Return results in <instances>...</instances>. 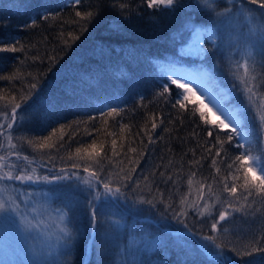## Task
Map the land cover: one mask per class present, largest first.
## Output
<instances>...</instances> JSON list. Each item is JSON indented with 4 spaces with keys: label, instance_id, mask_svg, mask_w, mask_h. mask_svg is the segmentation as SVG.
<instances>
[{
    "label": "trees",
    "instance_id": "trees-1",
    "mask_svg": "<svg viewBox=\"0 0 264 264\" xmlns=\"http://www.w3.org/2000/svg\"><path fill=\"white\" fill-rule=\"evenodd\" d=\"M232 3L233 0H221L218 10ZM197 4L202 0H177L174 8L164 11L148 9L145 0H80L79 5L74 0H0V47L23 49L0 52V76H14L11 80L0 79V124L11 122V109L19 104L10 134L17 145L15 151L29 157V162H23L11 156L8 163L23 164L34 178L48 177L50 182L19 187L33 196L40 194L35 201L46 202L54 211L64 213L65 223L70 221L68 227L76 237L69 255H60L65 249L55 245L38 260L7 264H220L222 259L229 264H264V252L245 256L229 251L235 247L243 252L254 237L264 235V204L259 199L256 206L262 208L261 212L233 213L222 222L227 232L210 230L219 204L211 210L212 215L203 218L188 209L187 217H180L183 223L172 214L180 206L181 196L187 194L189 201L193 200L201 184L211 185L221 199L227 197L221 178L230 171L227 164L243 151L235 147V141L225 143L221 157H216L217 167L221 168L217 173L211 161L220 146L211 154L206 151L215 141L207 136L199 114L192 115L196 103L189 102L187 111L173 108L176 92L182 91L175 85L170 88L171 96H157L166 79H162L161 71L168 61L179 63L177 58L186 56L182 52L186 45L181 44L182 38L189 39L186 22L208 19ZM77 10L93 12V16L80 19L75 16ZM45 15L51 18L45 20ZM243 23L235 21L230 26L225 22L215 41L220 45L219 52L211 44L205 45L206 66L217 74L206 77L220 98L228 97L225 104L243 111L251 153L264 161V129L258 127L251 111H245L247 101L236 78L237 54H230L249 48L258 65L264 40L258 31L249 33L248 28H243L244 35L240 36L238 25ZM180 64L201 67L198 57H183ZM32 84L36 87L32 88ZM111 107L122 111L108 116L106 112ZM153 115L159 125L155 131H151ZM161 118L163 124H159ZM121 125L125 126L123 131ZM53 129L56 135L48 141L52 146L41 148L43 137ZM213 131L221 138L229 132L218 128ZM146 133L153 137L152 143ZM113 140L117 142L115 156ZM93 141L99 155L93 152L89 157L83 149ZM6 142L5 136H0V156L12 151L8 144L5 147ZM77 148L82 150L79 156ZM222 159L224 162L219 163ZM130 161H138L133 178L139 188L134 183L126 187L123 181L117 183V173L133 166ZM85 167L88 172L83 170ZM62 168L63 175H70V179H56ZM93 171L102 181H111L113 188L121 186L119 197L106 194L102 184L95 182L89 189L84 179ZM161 171L165 172L164 178ZM152 172L156 173L154 178ZM192 172L196 175L189 185ZM140 173L148 175V181L142 180ZM168 175L178 181L175 189L171 181L161 182ZM239 176H243V169ZM248 176L252 179L249 173ZM228 182H232L230 176ZM7 183L0 182V186ZM236 183L241 184L242 179ZM157 187L173 209L159 203ZM154 197V207L138 203L142 198ZM92 208L96 209L94 222ZM207 235L215 236L217 243L225 246L223 251L205 241L203 237Z\"/></svg>",
    "mask_w": 264,
    "mask_h": 264
},
{
    "label": "snow or ice",
    "instance_id": "snow-or-ice-1",
    "mask_svg": "<svg viewBox=\"0 0 264 264\" xmlns=\"http://www.w3.org/2000/svg\"><path fill=\"white\" fill-rule=\"evenodd\" d=\"M148 9L154 10H164L167 11L176 6L177 0H145ZM76 5H79L80 0H74ZM221 0H202V4H197V7L202 8L204 14L208 17L205 21H194L189 20L185 24L186 34L189 39H181V44L186 45V47H195L200 50V54L197 56L201 62L200 70L194 75L195 79L189 81L186 78H181L177 73V68H169L164 67L162 72V79L164 82L161 87V91L157 93L158 97L171 96L172 93L170 88L172 85H175L176 89H180L182 91L176 92V100L172 104L173 108L177 106L180 109L185 111L188 110L189 102L199 101L195 107L191 109V113L195 116L197 113L199 114L200 120L206 126V132L208 137L214 138V144L206 149V151L211 154L212 149L216 148L219 145V148H216L215 156L212 158L211 164L216 169L217 173H220L221 168L217 167L218 160L216 157H221V151L223 150V145L225 143L232 144L235 141V147L238 149H242L243 151L237 154L231 163L227 164V168L230 170L227 175L221 178L223 183L222 191L227 193L228 196L224 199H221V196L216 194L211 185H200V190L198 191L196 197L189 201L188 195H182L179 201V207L173 209V204L166 203L164 199V193L156 188V191L159 193L160 199L159 203L165 204V207L168 209H173V217L178 220V222L183 223V220H180V217H187L188 209L195 211L197 215L203 218L205 215H212V209L216 208V205L219 204L221 207L218 210V215L213 219L211 223V232L219 233V232H227V227H222V222L229 220L233 213H242L243 215H248L249 213H258L262 211L261 207L256 206V201L259 199L262 204H264V161L260 157L253 156L251 153V144L249 142V137L246 132L247 117L243 114V111L240 109H236L234 106L225 104L223 100L218 99L220 93L214 92L213 90L204 86V81L201 79L202 76L211 75L215 77L217 74L214 70H210L206 66V61L208 58V49L205 47L206 44H211L218 52L220 51V45L216 44L215 41L219 39V33L221 31V27L227 22L230 26L235 21H244L243 24L238 25L241 28L240 36H243L244 33L242 31L243 28H248L249 33L258 31L261 37V40H264V0H233L231 6L224 4L223 10L220 9ZM255 6V7H253ZM124 7V5H121ZM259 14L258 17L256 14ZM75 16L80 19H91L93 16V12L82 13L77 10L75 12ZM214 17H218L219 20ZM48 15L44 16L45 20L50 19ZM35 23H33V27ZM78 38V37H75ZM261 51V61L257 65L254 54L251 50H249L243 61H236L237 66V80L242 88L243 94L245 96V100L247 101V108L245 111H251L254 116L253 118L258 122V127L260 129H264V43L260 45ZM17 51H23L22 48H17L15 46L11 47H0V52H12L15 53ZM183 57L180 56L177 58L179 63L182 62ZM178 63V64H179ZM257 68L260 69L257 72ZM242 70V74H240ZM171 73V74H169ZM14 76H0V79H13ZM196 80L201 81V85L196 84ZM170 81V84H169ZM219 86L217 81V87ZM237 85L234 84L233 87ZM32 88H35L36 85L32 84ZM225 97L224 99H227ZM15 99V97H13ZM20 107L19 104H16L11 109V116L9 123L0 124V136H5L8 144V148L12 151H9L6 156H0V182H8L3 187H0V216L5 214H12L14 217H18L22 223H24L25 227L29 231H38L41 229L42 221L37 220L36 215H32L31 219H28V208H34L31 203L33 199V193L23 190L19 187V185H26L29 183L35 184L39 182V178L34 179L33 175L28 174L26 168L23 164H17L15 162L8 163L9 158L15 154L16 161L29 162V157L27 155H21L19 151H15L17 149V145L13 143V137L10 134L13 128L14 123L17 119V109ZM203 109H207V112L203 111ZM120 111L116 107H111L110 110L106 112V115L113 116L119 115ZM208 113H211L212 116L219 122L218 124H213V122L209 119ZM5 119L8 120L9 117L5 115ZM94 119V117H93ZM156 116L153 115L151 117V131H155V129L159 126L156 122ZM159 124H163V119L159 120ZM211 125L210 127H208ZM124 125H121V131L124 130ZM228 129V135L224 138H221L219 133L217 132L214 136L213 129ZM61 131H63V126H61ZM164 131H168V129H164ZM56 135V130L53 129L48 136L43 137V143L40 144V147H51L48 143L49 140L52 139L53 136ZM111 135V134H110ZM148 136V142H153V137L146 133ZM61 139L63 137L61 136ZM31 144V141H28ZM116 140L112 141L113 147V155H117L115 152L116 148ZM62 146V145H61ZM3 147V145H0ZM91 149L92 151H89ZM96 144L95 141L92 144L88 145L87 148L83 149L84 152H87L89 157L92 156L93 152H95ZM77 156L80 155L81 149L77 148ZM130 152H137L136 148H129ZM193 156H195V150L193 149ZM96 155H99V152H95ZM144 153H141L143 155ZM71 159V157H70ZM251 161V163L245 166L244 162ZM222 159L219 163H223ZM239 162V164L237 163ZM133 166L128 169V171L120 170V173H117L119 181H123V186H127L129 183H134L136 188L140 187V184L136 182L133 178L137 173V162H132ZM195 163H199V161H195ZM73 167H77L76 164H73ZM7 169V170H5ZM243 169V176L240 177L239 173ZM85 172H88V167L83 169ZM35 170L33 169V172ZM65 169H61V175L56 177L57 180H67L70 179L71 176L63 175ZM251 172L253 174V178L250 179L248 173ZM111 175V173H109ZM154 178L156 173H151ZM196 173L192 172L188 178V184H192V177L195 176ZM160 176L162 178L165 177V172L161 171ZM231 177L232 182H228V177ZM140 177L144 181H148V175H144L140 173ZM237 179H242L241 184H237ZM43 181H48V177H43ZM171 181L173 188H176L178 181L173 179L172 175H168L166 179H162V183H167ZM18 182V183H17ZM93 182L96 185L102 184L105 193L108 195L119 197L121 194V186H117L113 188L111 186V181H102L100 175L97 172L93 171L90 173L88 178L84 179V183L88 186L89 189L93 187ZM9 186H11V191L9 190ZM207 187V193L204 192V188ZM238 189L241 191L238 195ZM151 191V190H150ZM99 195V194H97ZM241 200L243 203H241ZM200 201H203L201 204ZM140 204H149L153 207L155 206V197L153 199H140L138 201ZM22 205L24 206L22 208ZM91 217L92 221H95L96 218V209H91ZM33 221H36L33 223ZM70 223V221L68 222ZM68 223H65L63 218V214L60 216V224L63 226L58 227V231L56 234V244L62 246L65 251L60 252V255H69L71 253L70 244L74 243L76 237L73 236L71 230L68 227ZM203 239L205 241L210 242L215 248L223 251L224 245L217 243L216 237L212 235L204 236ZM264 235H261L259 238H253L246 246L243 252L239 251L235 247L230 248L229 251L235 252L236 255H245L252 256L256 252H264ZM56 264H61V262L57 261ZM66 264V262H64ZM220 264H229L227 259H222ZM249 264H252L250 261Z\"/></svg>",
    "mask_w": 264,
    "mask_h": 264
},
{
    "label": "rangeland",
    "instance_id": "rangeland-1",
    "mask_svg": "<svg viewBox=\"0 0 264 264\" xmlns=\"http://www.w3.org/2000/svg\"><path fill=\"white\" fill-rule=\"evenodd\" d=\"M249 50L251 49L244 48L238 51L233 50L230 54H237L238 61L242 62ZM182 52L184 55L190 56L192 58H195L200 54V50L195 47L185 48ZM231 57L233 56L231 55ZM168 62L169 64H167V67L177 68L176 73L181 78H186L189 81L195 79L194 75L200 70L198 66L184 65L180 63L178 64L175 61ZM240 74H242V70ZM201 79H203L205 87L215 92L214 88L208 83L206 76H202ZM195 82L197 85L202 86L200 80H196ZM224 98H220L218 96V99L223 100V102L225 100ZM194 102L196 104L199 103V101L195 100ZM202 110L207 112V109L202 108ZM208 117L213 123H219L215 117L211 115V113H208ZM5 147L7 148V142L5 143ZM12 156L15 158V154ZM244 163L247 165L251 163V161H246ZM249 174L251 178H253V174L251 172H249ZM40 183H43V180L39 178V182L35 183L34 185ZM38 196H40V194H34L31 201L34 208H28L27 213L29 214L28 219H31L32 215H36L37 220L42 221L39 232L27 230L24 223H22L18 217H14L12 214L0 216V263L7 264V261H25L29 263L40 259L41 254L47 252L49 248L57 245L56 234L58 227L63 226L60 224V216L63 214V218L65 220V215L62 212H57L51 209L46 202L35 201L36 197ZM23 207L24 206L22 205V208ZM35 222L36 221H33V223Z\"/></svg>",
    "mask_w": 264,
    "mask_h": 264
}]
</instances>
